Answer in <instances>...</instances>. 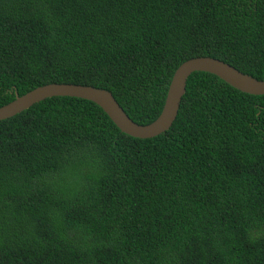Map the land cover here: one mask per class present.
Segmentation results:
<instances>
[{
    "label": "trees",
    "instance_id": "trees-1",
    "mask_svg": "<svg viewBox=\"0 0 264 264\" xmlns=\"http://www.w3.org/2000/svg\"><path fill=\"white\" fill-rule=\"evenodd\" d=\"M202 55L264 79V0H0V106L77 83L147 124ZM0 264H264V94L195 71L148 138L74 96L1 119Z\"/></svg>",
    "mask_w": 264,
    "mask_h": 264
},
{
    "label": "water",
    "instance_id": "water-1",
    "mask_svg": "<svg viewBox=\"0 0 264 264\" xmlns=\"http://www.w3.org/2000/svg\"><path fill=\"white\" fill-rule=\"evenodd\" d=\"M195 71L213 73L241 91L255 95L264 94V79L244 73L219 58L202 55L189 58L176 68L161 112L147 124H140L130 118L109 90L92 85L65 82L46 83L24 94L16 93L13 100L0 106V120L11 117L47 97L74 96L99 105L121 131L134 137H154L168 130L173 124L186 92L188 77Z\"/></svg>",
    "mask_w": 264,
    "mask_h": 264
},
{
    "label": "clouds",
    "instance_id": "clouds-1",
    "mask_svg": "<svg viewBox=\"0 0 264 264\" xmlns=\"http://www.w3.org/2000/svg\"><path fill=\"white\" fill-rule=\"evenodd\" d=\"M72 178V174H69V179H71Z\"/></svg>",
    "mask_w": 264,
    "mask_h": 264
}]
</instances>
